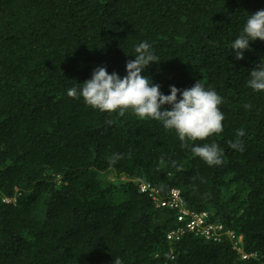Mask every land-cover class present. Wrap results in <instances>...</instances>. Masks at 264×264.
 Listing matches in <instances>:
<instances>
[{
	"label": "trees",
	"instance_id": "obj_1",
	"mask_svg": "<svg viewBox=\"0 0 264 264\" xmlns=\"http://www.w3.org/2000/svg\"><path fill=\"white\" fill-rule=\"evenodd\" d=\"M259 10L264 0H0V264H264V91L248 86L264 41L232 52ZM143 42L160 61L142 75L163 94L199 81L222 97L221 133L182 147L160 121L67 95L98 67L126 76ZM206 143L221 165L192 152ZM140 180L180 189L220 239H169L178 211Z\"/></svg>",
	"mask_w": 264,
	"mask_h": 264
},
{
	"label": "clouds",
	"instance_id": "obj_2",
	"mask_svg": "<svg viewBox=\"0 0 264 264\" xmlns=\"http://www.w3.org/2000/svg\"><path fill=\"white\" fill-rule=\"evenodd\" d=\"M257 39L264 41V10L251 14L240 36L233 41L232 52L236 58L243 59L245 50L250 48L249 42ZM135 53V59L126 64L127 75L123 78L115 72L109 74L106 67H98L92 78L83 82L79 93L73 87L67 95L73 98L82 96L87 105L100 111L118 112L124 116L127 110H131L141 119L160 121L166 129L175 130L182 147H188L189 141L206 140L223 131L224 114L219 107L222 97L215 90H206L198 81L182 91L173 85L170 94L165 95L160 91V85L153 84L149 77L142 75L152 62L160 61L151 45L140 43L135 47ZM248 86L257 92L264 91V60L250 72ZM163 105H171V108L162 110ZM106 123L111 125L113 122L109 120ZM237 135L244 136V130H239ZM230 146L244 150L239 139L230 142ZM191 150L210 166L224 162L223 150L215 143L192 146ZM123 177L127 176L121 175Z\"/></svg>",
	"mask_w": 264,
	"mask_h": 264
},
{
	"label": "built area",
	"instance_id": "obj_3",
	"mask_svg": "<svg viewBox=\"0 0 264 264\" xmlns=\"http://www.w3.org/2000/svg\"><path fill=\"white\" fill-rule=\"evenodd\" d=\"M124 179H129L123 177ZM139 189L142 192L148 193L159 207H169L178 211L177 221L178 227L168 232L169 239L178 240L183 233L191 231L201 234L206 238L220 239L223 233L222 224H215L209 220V214L206 211L196 212L186 208L183 204L181 191L178 188H172L166 196H162L159 190L153 187L149 182L139 181ZM235 244L242 241L243 236L236 235L233 230L225 231Z\"/></svg>",
	"mask_w": 264,
	"mask_h": 264
},
{
	"label": "rangeland",
	"instance_id": "obj_4",
	"mask_svg": "<svg viewBox=\"0 0 264 264\" xmlns=\"http://www.w3.org/2000/svg\"><path fill=\"white\" fill-rule=\"evenodd\" d=\"M121 177V176H120Z\"/></svg>",
	"mask_w": 264,
	"mask_h": 264
}]
</instances>
